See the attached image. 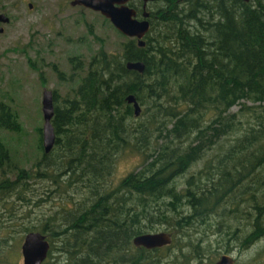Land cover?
<instances>
[{
  "label": "trees",
  "instance_id": "obj_1",
  "mask_svg": "<svg viewBox=\"0 0 264 264\" xmlns=\"http://www.w3.org/2000/svg\"><path fill=\"white\" fill-rule=\"evenodd\" d=\"M153 2L160 5L149 9L145 45L130 36L119 50L101 45L87 67L80 54L71 56L70 79L78 83L61 101L53 90L57 139L50 152L38 127L42 162L53 158L51 165L64 168L70 182L88 188L61 221L58 211L50 215L49 230L48 223L24 225L26 233L47 235L49 254L54 248L66 253L64 264H159L150 259H159L164 247L137 246L136 235L168 222L174 216L169 211L180 213L184 204L191 211L176 218L178 227L209 222L221 205L239 202L240 191L264 180V0ZM137 59L146 63L143 72L127 67ZM129 93L142 105L139 115ZM3 129L21 131L22 123L13 105L0 100V209L6 210L26 198L30 171L13 160ZM232 133L235 138L226 142ZM123 152H139L143 162L108 183ZM204 156L202 168L181 187L177 177ZM254 202L253 229L241 235L239 225L230 234L243 238V246L264 235V193ZM234 206L224 207L235 212ZM8 237H0L3 264L12 263Z\"/></svg>",
  "mask_w": 264,
  "mask_h": 264
},
{
  "label": "rangeland",
  "instance_id": "obj_2",
  "mask_svg": "<svg viewBox=\"0 0 264 264\" xmlns=\"http://www.w3.org/2000/svg\"><path fill=\"white\" fill-rule=\"evenodd\" d=\"M133 1L142 6V0ZM159 5L149 2L148 9L156 10ZM182 5H187V1L182 2ZM0 8L10 16L8 22L0 21V26L4 27L0 31V100L13 105L22 123L21 131L3 129L1 135L10 147L13 160L30 171L26 198L17 199L6 210L1 206L0 234L8 235L9 232V245L6 249L12 246L11 264H24L21 249L26 234L23 231L24 225L41 228L48 223L49 230L52 226L49 222L52 219H48L50 215L58 211V219L61 221L65 217V209L77 206L88 190L81 181L70 182L68 175L61 172L64 168L60 165H51L54 163L53 158L42 162L38 127L44 124V86L56 90L61 101L72 86L78 83L77 78L70 79L74 65L71 56L80 54L87 67L92 53L101 45L109 50H119L122 41L129 36L120 35L114 24L101 12L83 5H72L71 0H0ZM60 71L64 78L60 77ZM132 121L134 124L138 122L134 118ZM235 136L232 133L224 138L228 142ZM205 161L204 156L182 176L177 177L181 187L186 177L202 168ZM142 162L143 156L139 152L121 153L108 183L112 181L116 184L129 171L141 166ZM38 163L41 167L39 173ZM56 172L61 173L49 174ZM262 172L264 176V169L259 173ZM9 177L15 178L16 172H11ZM262 178L256 186L252 185L238 193V198L243 197L239 202L228 201L221 205L209 222H196L180 228L176 225V218L181 213H190L191 209L184 204L180 213L169 211V215H174L173 218L168 222L156 223L155 229L151 231L168 230L174 236L171 247L157 251L159 262L175 264L172 260L181 261L184 255H192L190 259H199L196 257L199 251L203 259H216L223 253H229L239 259L238 264H264V235L247 246L241 244L243 238L236 239L230 235L239 225L243 228L239 232L241 235L253 229L252 221L258 211L254 200L264 193ZM10 198L14 199L15 195ZM227 204L228 207L235 205V212L225 208ZM11 214L14 216L12 220L9 217ZM46 259L47 264H64L67 254L54 248ZM191 262L199 264L200 261ZM0 264H3L2 260Z\"/></svg>",
  "mask_w": 264,
  "mask_h": 264
},
{
  "label": "water",
  "instance_id": "obj_3",
  "mask_svg": "<svg viewBox=\"0 0 264 264\" xmlns=\"http://www.w3.org/2000/svg\"><path fill=\"white\" fill-rule=\"evenodd\" d=\"M154 0H143L142 18L139 17V10L132 5L131 0H71L72 5H83L93 10L101 12L108 17L114 26L123 34L136 37L139 45L146 44V34L150 30L151 21L149 19L151 11L148 3ZM249 1V0H246ZM32 5V3H30ZM10 16L0 8V21L8 22ZM0 26V31L3 30ZM146 63L142 59L128 60L127 67L143 72ZM127 100L133 103L135 113L139 115L142 105L135 93H129ZM42 110L44 115L43 124V145L45 152H50L57 139V133L53 124L55 115L54 91L48 86H44L42 96ZM172 233L169 231L143 232L133 239L135 245L149 248L162 246L171 243ZM24 264H42L47 258L51 249V242L47 235L40 230H31L25 234L22 246ZM233 255L224 253L217 261L203 262L202 264H233Z\"/></svg>",
  "mask_w": 264,
  "mask_h": 264
},
{
  "label": "flooded vegetation",
  "instance_id": "obj_4",
  "mask_svg": "<svg viewBox=\"0 0 264 264\" xmlns=\"http://www.w3.org/2000/svg\"><path fill=\"white\" fill-rule=\"evenodd\" d=\"M131 1H133V0H131ZM150 2H152V1H150ZM141 5H143V0H142V4ZM138 15H139V17L140 18H142L143 16H142V12L140 13V11H139V13H138ZM161 231H168V230H161ZM149 232V231H148ZM151 232V231H150ZM169 232H171V231H169ZM172 233V232H171ZM172 238H173V240H174V236H173V233H172ZM173 240H172V242H173ZM171 242V243H172ZM171 243H169V244H171ZM166 245H168V244H165V245H162V246H157V247H165ZM140 246H143V245H140ZM144 247H146V246H144ZM157 247H152V248H157ZM147 248H149V247H147ZM224 254V253H223ZM222 254V255H223ZM221 255V256H222ZM192 255H190V257H191ZM221 256H219L218 258H216V259H203L201 256H198V255H196V257H198L199 259H190V257H185L184 259H181V261H175V259H173L172 260V263H175V264H192V262L191 261H193V260H198V261H200L199 262V264H202L203 262H208V261H217ZM235 259H233V264H238V262H239V259H236V257L235 256H233ZM44 261H47V259H45ZM43 261V262H44ZM150 261H153V262H157V263H159V264H162V263H160L159 261H160V259H150ZM42 262V263H43ZM141 264H143V262H141Z\"/></svg>",
  "mask_w": 264,
  "mask_h": 264
}]
</instances>
